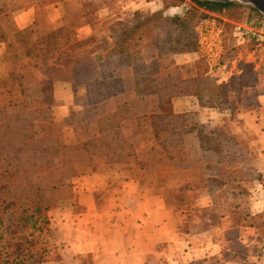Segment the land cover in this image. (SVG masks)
I'll list each match as a JSON object with an SVG mask.
<instances>
[{
    "label": "trees",
    "instance_id": "obj_1",
    "mask_svg": "<svg viewBox=\"0 0 264 264\" xmlns=\"http://www.w3.org/2000/svg\"><path fill=\"white\" fill-rule=\"evenodd\" d=\"M189 1L192 5L182 15L161 16L160 10L151 15L134 10L128 18L109 20L104 45L95 41L94 34L77 37L76 29L83 17L91 24L95 20L89 5L73 7L70 12L67 8L57 26L47 22L46 10L41 6L28 26L16 29L11 24L13 39L22 46L29 44L31 49L45 46V54L54 58L52 64L56 67L59 65L55 56L73 55L77 60L84 59L85 53L78 49L93 39L96 46L88 53L94 58L97 74L81 84L87 104L103 105L104 109L93 115L94 135L86 140L63 143L53 114L52 96L28 72L19 73L20 96L9 105L6 119L1 120L9 131L20 136L19 150L7 149L6 152L9 155L29 152L31 165H38L46 174L55 173V178L40 184L21 179L22 174L29 173L22 164H13L11 160L0 166V264H39L50 258L56 246L50 240L49 210L60 198L70 195L72 176L84 172L106 174L98 164L92 163V158L98 157L97 152L99 157L109 152L121 156L124 148L131 147L121 130V122L128 117H133L138 126L151 127L161 159L153 168L157 174L165 177L174 169L189 176L199 173V180L192 182V188L205 186L209 191L231 179L241 181L239 172L247 163L236 160L235 156L246 153V147L230 130L226 119L217 124L200 122L196 111L176 113L172 104L173 98L192 94L201 107H212L231 115L238 111L234 107L238 97L229 83L213 82L199 62L192 75H184L177 66L175 73L167 71L162 75L156 59H145L146 42L155 48L158 56L196 50L194 27L197 21L208 12H218L231 3ZM177 2L171 0L166 5L176 6ZM181 2L185 1L179 0ZM251 8L257 13L253 23L264 22L263 15ZM8 9V0H0V16ZM154 20L166 23V30L160 33L161 27L154 26ZM178 33L183 37L175 38ZM8 38L7 34L0 35L5 47ZM176 39L181 42L177 43ZM54 50L59 51L55 56ZM145 166L140 167L145 169ZM124 167L129 171L133 168L130 164ZM135 175L129 173L123 179L135 178L142 184L139 174ZM258 175L253 170L251 176H243L249 180ZM57 253L59 257L58 249Z\"/></svg>",
    "mask_w": 264,
    "mask_h": 264
},
{
    "label": "rangeland",
    "instance_id": "obj_2",
    "mask_svg": "<svg viewBox=\"0 0 264 264\" xmlns=\"http://www.w3.org/2000/svg\"><path fill=\"white\" fill-rule=\"evenodd\" d=\"M169 1L171 0H151V3L141 5V7H134L130 0H85V2H81L85 6L89 5L92 19H95L93 21L95 41H100L104 45L105 41L107 42L109 20L128 18L134 10H142L145 14L151 15L157 10L161 11V16L172 13L182 15L188 6L192 5L189 0H183L185 2L181 3L179 0H175V2L178 1L177 5L168 7L166 4ZM229 2L231 3L220 11L208 12L206 17L197 21L194 29L197 32L198 46L196 50L190 51L192 54L183 56L178 55L183 52H175L158 56L155 48L146 42L145 59L147 61L156 59L158 70L162 75L167 71L175 73L178 70L177 67H180L184 75H192L194 67L199 62L201 67L207 70V75L213 82H228L233 94H237L238 101L234 107L238 111L231 114L225 122L230 130L243 140L244 147H246V153L236 155L235 159L242 160L244 164L247 163L251 171L247 165L240 169L239 173L242 174V179L239 181V193L233 189L235 187L233 182L224 184L220 191L215 192L216 189H214L213 205L210 208L216 212L225 213L232 210L229 204H232L231 200H233L235 206L227 220L234 226L237 223L250 224V226L248 225L250 228L233 227L224 232L228 237L225 247L230 249V251H226L225 255L230 257L232 251L239 256L238 264H254V256L264 245V181H262L264 172L258 171L251 165L248 128H243L238 113L246 107V103L251 106L255 96L264 94V42L242 40L233 36V25L236 22L252 20L257 13L250 4L238 0ZM103 3L108 6L105 9H100L99 5H103ZM13 4L15 1H8L9 9ZM9 9L0 16V35L7 34L9 37L8 45L6 44L0 55V166L6 161L10 163L11 160L13 164H22L26 166L29 173L28 175L22 174L21 179L42 184L48 180L53 181L55 173L46 174L38 165L32 166V156L29 152L18 151L16 155L13 154L14 156L9 155L6 152L7 149L11 152L19 150L20 136L9 131L1 120L6 119L10 110L9 105L18 100L20 96L19 73L28 72L45 87V90L52 96L54 105V80L71 79L74 82V101L70 104L67 114L61 119H56L60 140L63 143L86 140L94 135L96 129L93 124V115L102 111L104 106L91 107L88 105L80 95L81 91L77 82L96 76L94 58L88 53L96 46V43H93L92 39L79 47L78 50L85 53L84 56L82 55L84 59L80 61L73 59V55L55 56L59 51L54 50L53 55L58 64L62 63V66L59 64L56 67L52 64L54 58H49L48 54H45V46L38 45L40 49L38 47L31 49L29 44L22 46L20 42L12 38V14ZM71 9L73 10L69 7L68 11L70 12ZM156 20L153 22L154 26L158 24L161 27L160 33L164 32L167 24L157 23ZM178 36H180L179 33L175 35V38ZM176 41L177 43L181 42L177 39ZM248 99L251 101L248 102ZM207 112V116L214 120V116H212L215 113L214 110L209 109ZM121 130L126 142L131 144V147L124 148V153L121 156L118 153L112 155L109 152L107 156L99 157V152H97L98 157L92 158V163L98 164L106 172L112 191H117L122 179L129 173L139 174L142 188L162 193L167 206L173 211L172 222L179 224L182 220V215L178 213L179 210L195 207V196L201 191V188H205V186L192 188V182L199 180L197 179L199 173L189 176L185 172L174 169L170 175H165V177L157 174L153 168L154 165L161 162V159L159 146L151 132V127L149 125L138 126L133 117H128L121 122ZM256 146L261 149L260 152L258 149L257 151L264 162V148H261L260 144ZM125 152H130V154L124 155ZM128 164L133 166L130 171L124 167ZM144 165L146 168L141 169L140 166ZM253 170L259 174L258 177L244 179L243 175L251 176ZM232 189L233 194H231ZM49 255L50 258L45 261L55 260L58 257L57 248L54 247ZM81 259L83 264H88L87 257L83 256Z\"/></svg>",
    "mask_w": 264,
    "mask_h": 264
},
{
    "label": "crops",
    "instance_id": "obj_3",
    "mask_svg": "<svg viewBox=\"0 0 264 264\" xmlns=\"http://www.w3.org/2000/svg\"><path fill=\"white\" fill-rule=\"evenodd\" d=\"M11 1H15L9 10L11 23L16 29L31 24L40 6L46 10L47 22L57 26L67 8L85 5L81 2L85 0ZM130 2L134 7H141L151 3V0ZM107 6L103 3L99 8L105 9ZM82 20L76 29L78 38L93 34V22L88 23L84 17ZM4 49L5 42L0 40V55ZM190 54L184 52L178 55ZM81 82H77L80 95L86 101ZM73 84L71 79H56L53 82V114L57 120L67 114L74 101ZM172 104L176 113L196 111L200 122L217 124L231 116L212 107H201L192 94L175 97ZM209 109L215 112L212 115L214 120L207 116ZM238 118L243 128H248L251 165L264 172V162L257 151L261 149L256 146L260 144L264 148V94L255 96L251 106L246 103ZM231 182L234 183L235 192L239 193V182L231 179L226 183ZM213 196V191L201 188L194 198L195 207L179 210L182 220L177 224L172 222L173 211L167 206L163 194L144 190L135 178L123 179L117 191H112L105 173L74 175L70 195L60 198L49 210L50 240L57 247L59 257L41 264H83V256L89 259L88 264H238L239 256L236 253L231 251L230 257L225 255L230 249L225 247L228 237L224 232L233 227L250 228V224L237 223L234 226L227 220L235 206L233 200L229 204L232 210L225 213L212 210ZM258 253L253 258L254 262Z\"/></svg>",
    "mask_w": 264,
    "mask_h": 264
},
{
    "label": "built area",
    "instance_id": "obj_4",
    "mask_svg": "<svg viewBox=\"0 0 264 264\" xmlns=\"http://www.w3.org/2000/svg\"><path fill=\"white\" fill-rule=\"evenodd\" d=\"M232 34L242 40H251L259 43L264 42V22L253 23L252 20L236 22L233 25ZM254 264H264V245L261 246Z\"/></svg>",
    "mask_w": 264,
    "mask_h": 264
},
{
    "label": "water",
    "instance_id": "obj_5",
    "mask_svg": "<svg viewBox=\"0 0 264 264\" xmlns=\"http://www.w3.org/2000/svg\"><path fill=\"white\" fill-rule=\"evenodd\" d=\"M215 1H232V0H215ZM243 3H247L255 7L264 17V0H238Z\"/></svg>",
    "mask_w": 264,
    "mask_h": 264
}]
</instances>
